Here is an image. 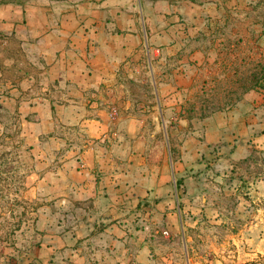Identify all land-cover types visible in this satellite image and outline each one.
<instances>
[{"label":"crops","instance_id":"obj_1","mask_svg":"<svg viewBox=\"0 0 264 264\" xmlns=\"http://www.w3.org/2000/svg\"><path fill=\"white\" fill-rule=\"evenodd\" d=\"M249 62L264 71V0H0V102L17 125L19 199L38 201L22 263L142 262L151 242L132 221L144 204L155 228L165 217L186 230L189 215L218 216L208 205L223 179L264 182L239 171L250 145L264 149V75L225 108L189 111L205 76L238 86ZM200 118L207 147L228 153L209 177ZM250 236L239 263L264 264V231Z\"/></svg>","mask_w":264,"mask_h":264},{"label":"rangeland","instance_id":"obj_2","mask_svg":"<svg viewBox=\"0 0 264 264\" xmlns=\"http://www.w3.org/2000/svg\"><path fill=\"white\" fill-rule=\"evenodd\" d=\"M241 69L242 74H233V82L238 86H231L226 81L224 72L218 74L219 84L212 86L215 79L212 76H205L210 82L207 87H202L203 92L191 104L198 108L209 106L205 112L213 110L212 102L228 98H238L239 93L245 89V84H250L258 77L264 75V71L257 69L254 62L244 64ZM256 69V70H254ZM248 71V72H247ZM250 71V72H249ZM241 75V76H240ZM237 76H240L238 79ZM237 77V79L235 78ZM203 80V79H202ZM216 82V83H217ZM243 82V85H241ZM212 86V87H210ZM204 88L205 91H204ZM210 90H215L213 93ZM231 94H233L231 97ZM151 97V93H149ZM189 106V105H188ZM211 107V108H210ZM213 107V108H212ZM226 107V106H225ZM224 107V108H225ZM7 108L0 102V126L3 131L0 133V206L4 211L0 213V241H8L9 255L4 258L0 264H25L21 261V255H28L34 251L35 242L38 244L37 231V214L35 211L38 207V201H29L19 199L20 191L23 188L22 174L17 168L16 150L12 147L16 141L17 125L13 118L6 114ZM111 118H117L118 109L110 106ZM208 118H200L202 130L200 149V162L202 163V175L209 177L213 166L220 157L226 156L227 152L218 151L217 146L208 145L205 140L204 121ZM196 120V125H198ZM192 124L190 123L189 126ZM187 137V136H186ZM10 147V149H9ZM198 151V148H196ZM171 155L173 149L170 147ZM239 171L243 175H262L264 176V149L251 147L250 152L245 159L240 161ZM237 179V178H236ZM239 180V178H238ZM177 189H180V179L176 180ZM237 188V189H236ZM236 191L233 197L227 192ZM239 196V197H238ZM212 203L208 206L217 208L218 216L215 218L208 217L205 214L198 215L196 225L192 224L191 219L197 215H189V225L186 230L167 228L165 217L161 222L152 225L150 205L147 204L137 210L133 219V227L142 234L144 238L151 242L147 252L143 255L144 261L137 262L129 260L127 263L118 261H95L87 264H240L244 256L245 244L247 239H251L250 234L262 232L258 228L251 229L257 222L258 218L264 217V182L251 185L248 181L234 183L233 178H226L219 183L217 199H211ZM208 201V203L210 202ZM207 203V204H208ZM214 203V204H213ZM207 206V205H206ZM176 226V225H174ZM140 238V236H139ZM125 251L129 253V247L125 243ZM140 249V247H139ZM240 262V263H239ZM27 264H37L34 257L32 262ZM47 264H73L67 261L48 262Z\"/></svg>","mask_w":264,"mask_h":264},{"label":"trees","instance_id":"obj_3","mask_svg":"<svg viewBox=\"0 0 264 264\" xmlns=\"http://www.w3.org/2000/svg\"><path fill=\"white\" fill-rule=\"evenodd\" d=\"M253 83H256L257 84V81H256V79L251 83V86H249L248 87V89H252L253 87H255V85L256 84H253ZM212 104H213V106H214V108H213V110L212 111H210V112H213V111H215V110H217V109H222V108H224L225 106H228V105H231V103L230 102H221V101H216V102H212ZM193 107H194V105H191L190 107H189V111H193ZM208 107L209 106H205V108H200L201 109V116H205V115H207L208 113H210V112H205L206 111V109H208ZM211 108V107H210Z\"/></svg>","mask_w":264,"mask_h":264}]
</instances>
